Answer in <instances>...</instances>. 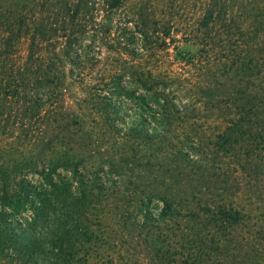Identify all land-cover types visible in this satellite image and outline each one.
Masks as SVG:
<instances>
[{
	"label": "trees",
	"instance_id": "obj_1",
	"mask_svg": "<svg viewBox=\"0 0 264 264\" xmlns=\"http://www.w3.org/2000/svg\"><path fill=\"white\" fill-rule=\"evenodd\" d=\"M94 4L0 0V264H264V0Z\"/></svg>",
	"mask_w": 264,
	"mask_h": 264
},
{
	"label": "rangeland",
	"instance_id": "obj_2",
	"mask_svg": "<svg viewBox=\"0 0 264 264\" xmlns=\"http://www.w3.org/2000/svg\"><path fill=\"white\" fill-rule=\"evenodd\" d=\"M88 1H93L94 10L90 11V15L96 17V22L94 24L95 30L97 31H101L100 30V26H101V21L102 19H107V25L109 27V29L114 30V26L115 25H120L121 22L123 21V17H124V13L122 11L117 10L116 12H106V10L102 7V1L103 0H88ZM147 6H149V3H146ZM140 37V36H139ZM99 51L97 58L100 59V63L96 64V65H92L91 67H89L88 70H90L93 73H98L101 71H104L107 69L106 64L107 62H109L111 59H113L114 57H116V54L114 53V51H111L109 49L106 48L105 45H101L100 46V50H98V48H96V52ZM74 90L76 91V88H74ZM75 94H69L68 98H66V106L69 109H75V98H74ZM159 203H154L153 209L156 210L157 207H159Z\"/></svg>",
	"mask_w": 264,
	"mask_h": 264
}]
</instances>
